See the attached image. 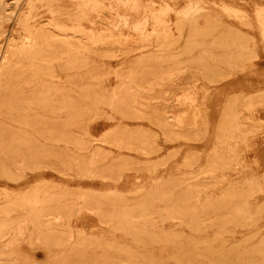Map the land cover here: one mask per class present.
<instances>
[{
    "label": "rangeland",
    "instance_id": "rangeland-1",
    "mask_svg": "<svg viewBox=\"0 0 264 264\" xmlns=\"http://www.w3.org/2000/svg\"><path fill=\"white\" fill-rule=\"evenodd\" d=\"M0 235V264H264V0L2 4Z\"/></svg>",
    "mask_w": 264,
    "mask_h": 264
},
{
    "label": "bare ground",
    "instance_id": "bare-ground-1",
    "mask_svg": "<svg viewBox=\"0 0 264 264\" xmlns=\"http://www.w3.org/2000/svg\"><path fill=\"white\" fill-rule=\"evenodd\" d=\"M6 1H8V0H0V6L3 4V6H4V3L6 2ZM12 4H13V2H12ZM151 4V3H150ZM10 6H11V4H10ZM9 7V6H8ZM6 8V7H5ZM12 9V8H11ZM5 10V9H4ZM2 11H3V7H2ZM5 12H6V10H5ZM5 12L3 11L2 13H4V15H8L7 13L8 12H6V14H5ZM10 14V13H9ZM111 17H112V21L109 23V20L108 19H106V18H101L103 21L105 20H107L106 21V23L109 25V26H111V27H115V26H117V24H118V22H119V12H117L116 11V15H115V18L113 17V15H111ZM128 17V20H130V18H129V16H127ZM126 17V18H127ZM114 18V19H113ZM127 20V19H126ZM127 24V23H126ZM141 24H143V23H140V25ZM144 24H146V23H144ZM134 25H136L137 27H139L138 26V24L136 23V24H134ZM143 26V25H142ZM145 27V26H144ZM120 28V27H119ZM142 28V27H141ZM118 29V28H117ZM119 30V29H118ZM137 30V29H136ZM112 31V30H111ZM143 31V30H142ZM141 31V32H142ZM112 32H115V33H119V34H116V36H117V38L115 39V40H117V41H122V33H121V31H119V32H116V31H112ZM94 35H96V33L94 34ZM115 36V37H116ZM95 37V36H94ZM106 39H113V36L111 35V34H108V35H105L104 36ZM94 41V40H93ZM106 41V40H105ZM123 42V41H122ZM222 142H223V140H222ZM224 142H225V140H224ZM223 142V143H224ZM226 143V145L228 146V148H232V146H233V144H232V142H231V140H229V139H227V141L225 142ZM22 158V157H21ZM241 160V159H240ZM236 161H237V159L235 158V159H233L232 161H231V163H227V164H225V168H230V167H228L229 165H231V164H235L236 163ZM216 163V162H215ZM225 163V162H224ZM223 167V168H224ZM232 168V167H231ZM174 219V218H173ZM3 224V223H2ZM6 227V226H5ZM6 230V229H5ZM11 230V229H10ZM3 231V230H2ZM63 232V231H62ZM3 236V235H2ZM14 237H16V234H15V236ZM4 238V237H3ZM0 240H2L1 239V235H0ZM11 240V239H10ZM3 241V240H2ZM10 242V241H9ZM12 242V241H11ZM8 246V245H7ZM4 264V263H3Z\"/></svg>",
    "mask_w": 264,
    "mask_h": 264
}]
</instances>
